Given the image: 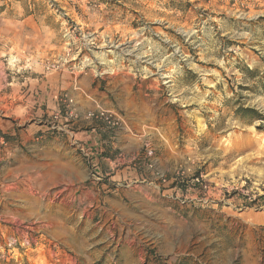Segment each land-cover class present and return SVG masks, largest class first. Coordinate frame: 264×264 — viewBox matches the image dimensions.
I'll list each match as a JSON object with an SVG mask.
<instances>
[{
    "label": "rangeland",
    "instance_id": "obj_1",
    "mask_svg": "<svg viewBox=\"0 0 264 264\" xmlns=\"http://www.w3.org/2000/svg\"><path fill=\"white\" fill-rule=\"evenodd\" d=\"M50 74L138 160L57 135ZM0 264H264V0H0Z\"/></svg>",
    "mask_w": 264,
    "mask_h": 264
},
{
    "label": "crops",
    "instance_id": "obj_2",
    "mask_svg": "<svg viewBox=\"0 0 264 264\" xmlns=\"http://www.w3.org/2000/svg\"><path fill=\"white\" fill-rule=\"evenodd\" d=\"M64 78L65 76L61 74H50L40 81L39 87L40 98L45 106L44 113L48 117L60 114L64 108H68L63 97H67L72 101L71 106L79 115L78 121L75 119L66 121L63 117L60 118L59 125L62 127L57 128V135L66 134L65 139L69 145L79 142L87 149H101L99 154L102 153L103 157L99 155V159L106 162V164H109L110 160L112 161L106 156L113 158L117 151L130 155L135 154L139 148L140 138L130 136L125 129L108 130L98 122L84 119L87 112L100 108L104 102V94L94 85V81L82 77L80 78V84L75 88L71 81ZM64 122H71V124L66 125L63 124ZM47 130H51V127ZM45 134L53 135V132L48 133L46 131ZM59 137L50 138L48 143L50 145L60 144Z\"/></svg>",
    "mask_w": 264,
    "mask_h": 264
},
{
    "label": "built area",
    "instance_id": "obj_3",
    "mask_svg": "<svg viewBox=\"0 0 264 264\" xmlns=\"http://www.w3.org/2000/svg\"><path fill=\"white\" fill-rule=\"evenodd\" d=\"M64 100L66 101L67 107H69V105L72 104V101L70 99H64ZM73 116L74 115H72L71 112L69 113L68 111H66L65 118H73ZM74 118H77V117L74 116ZM85 119L98 122V123L102 124L108 130L121 129L124 127V123L119 118L113 117V115L111 113H109L108 111H103V110H100L99 108L93 112L87 113L85 116ZM75 145H79V143L76 142ZM79 150H80V152L84 153L85 157H88L87 153L85 154V151L87 150V148H85L84 145L80 144ZM145 153L147 156L151 155V151L146 150ZM137 160H138L137 156H132L129 159H126L121 153H118L116 155L115 159L113 161H110V163H116V162L119 163L120 161H122V162L126 161V163H134ZM194 181L196 183L200 184L198 178H196ZM200 187L203 190L207 189V187L205 185L203 186L200 184Z\"/></svg>",
    "mask_w": 264,
    "mask_h": 264
},
{
    "label": "trees",
    "instance_id": "obj_4",
    "mask_svg": "<svg viewBox=\"0 0 264 264\" xmlns=\"http://www.w3.org/2000/svg\"><path fill=\"white\" fill-rule=\"evenodd\" d=\"M247 71L249 72V73H254L252 70H248L247 69ZM243 111L245 112V113H247V114H250V116H255V115H257V112L256 111H254V110H252V109H243ZM115 157H116V155H114V157L113 158H111V157H109V156H106V158H109V159H112V161L115 159ZM111 161V160H110Z\"/></svg>",
    "mask_w": 264,
    "mask_h": 264
}]
</instances>
